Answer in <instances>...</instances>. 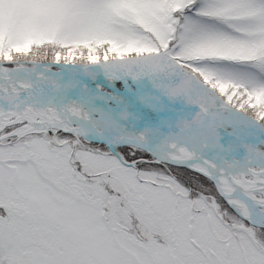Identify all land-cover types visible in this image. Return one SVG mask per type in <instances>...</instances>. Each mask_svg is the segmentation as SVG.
Listing matches in <instances>:
<instances>
[{"label":"snow or ice","instance_id":"snow-or-ice-1","mask_svg":"<svg viewBox=\"0 0 264 264\" xmlns=\"http://www.w3.org/2000/svg\"><path fill=\"white\" fill-rule=\"evenodd\" d=\"M0 264H264V0H0Z\"/></svg>","mask_w":264,"mask_h":264}]
</instances>
